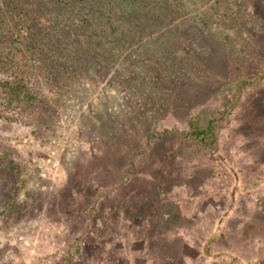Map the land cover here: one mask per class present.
I'll return each mask as SVG.
<instances>
[{
    "label": "rangeland",
    "instance_id": "1",
    "mask_svg": "<svg viewBox=\"0 0 264 264\" xmlns=\"http://www.w3.org/2000/svg\"><path fill=\"white\" fill-rule=\"evenodd\" d=\"M168 1L0 0V264H264V0Z\"/></svg>",
    "mask_w": 264,
    "mask_h": 264
},
{
    "label": "trees",
    "instance_id": "2",
    "mask_svg": "<svg viewBox=\"0 0 264 264\" xmlns=\"http://www.w3.org/2000/svg\"><path fill=\"white\" fill-rule=\"evenodd\" d=\"M89 1L92 3H96L98 0H89ZM105 1L107 0H102V3H104ZM32 2L33 0H9L8 4L13 3L11 4V6L18 11V9L14 6L15 4L20 6H25L28 4L32 5L31 4ZM164 2L166 6L170 5V1L164 0ZM5 8L6 7H4V9ZM2 9L3 7L0 3V49L2 48L4 50V48H7L9 54H6L2 58L0 57V70L4 71L8 76V79L0 83V87L2 92L5 94L8 103H12V102L21 103L24 105V107L35 111L37 101L41 99L37 98L36 93L32 91L31 85H29L27 82L26 65L24 64L26 58L21 56V53L29 54V49L22 52V49L25 46V44L34 45V43L32 42L33 40L31 37L27 38V35L29 34L27 31H25V29L24 31L20 30L17 32L12 30V25H14L15 21L14 20L8 21L7 17L4 14L5 12L2 11ZM166 10L168 11L167 15L172 13L171 7L167 8ZM5 20L8 22V24H6ZM86 23L89 27L91 26L89 22ZM107 25H110V20H107ZM18 45L20 46L23 45L22 49ZM14 51H16V53ZM38 55L36 60H34L33 62L34 64L39 60ZM247 85L248 84L246 83H242L240 85V89L245 88V86ZM256 86H258V84H256ZM238 94L239 92H237L236 97H238ZM234 104L235 102L232 104L231 108L233 107ZM213 123L214 120L213 121L209 120L205 125L198 126L197 124L195 125L190 122L188 124V128L190 130L188 134L191 135L192 138L195 139L202 146L215 145L216 136L214 132L215 126L213 125ZM10 169L14 173L20 174L19 169L16 165L14 164L10 165Z\"/></svg>",
    "mask_w": 264,
    "mask_h": 264
}]
</instances>
